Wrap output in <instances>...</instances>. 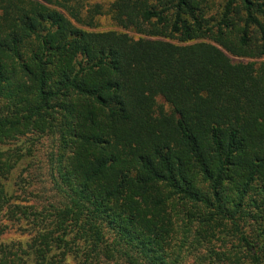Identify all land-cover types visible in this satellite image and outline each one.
<instances>
[{
	"label": "trees",
	"instance_id": "obj_1",
	"mask_svg": "<svg viewBox=\"0 0 264 264\" xmlns=\"http://www.w3.org/2000/svg\"><path fill=\"white\" fill-rule=\"evenodd\" d=\"M88 7L0 0V264H264V0Z\"/></svg>",
	"mask_w": 264,
	"mask_h": 264
},
{
	"label": "rangeland",
	"instance_id": "obj_2",
	"mask_svg": "<svg viewBox=\"0 0 264 264\" xmlns=\"http://www.w3.org/2000/svg\"><path fill=\"white\" fill-rule=\"evenodd\" d=\"M85 5L93 6V5H100L104 8V10H108L111 3L114 2V0H84ZM224 2V0H213V3L215 4L216 8L218 9L221 4ZM89 8V7H88ZM97 27L95 31L99 32H106V31H112V30H118L113 22L111 21V17L106 13L103 16L97 17ZM119 31V30H118ZM17 142L15 145H11L10 147L17 146ZM41 145H38V148L40 150ZM7 150H9V144L7 145ZM44 154V151H42L39 155L42 157ZM24 167H19L14 172V176L12 178V182H17V186L15 187L13 185V189L17 191V197L18 200L15 204H21V205H34L41 203L43 201L48 200L51 198V195H49L46 191V188H50V184L48 181V177L46 174V170H40L39 166H35L34 169L30 171H25ZM9 207V206H8ZM24 230L26 229V225L23 224ZM31 236L26 231H23L22 227L19 226H11L9 227V218L4 217L0 218V246L1 245H10V244H19L20 242L26 243L30 240ZM193 262V260H190ZM67 264H73L72 261L68 260ZM191 264V263H189Z\"/></svg>",
	"mask_w": 264,
	"mask_h": 264
}]
</instances>
